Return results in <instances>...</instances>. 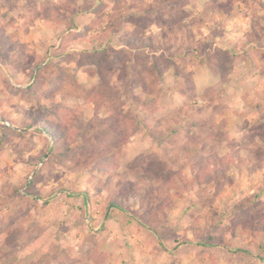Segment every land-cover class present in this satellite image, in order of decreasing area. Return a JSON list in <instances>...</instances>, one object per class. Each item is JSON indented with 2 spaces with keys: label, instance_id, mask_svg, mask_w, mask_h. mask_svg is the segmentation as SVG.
<instances>
[{
  "label": "rangeland",
  "instance_id": "374dc122",
  "mask_svg": "<svg viewBox=\"0 0 264 264\" xmlns=\"http://www.w3.org/2000/svg\"><path fill=\"white\" fill-rule=\"evenodd\" d=\"M0 264H264V0H0Z\"/></svg>",
  "mask_w": 264,
  "mask_h": 264
},
{
  "label": "trees",
  "instance_id": "16d2710c",
  "mask_svg": "<svg viewBox=\"0 0 264 264\" xmlns=\"http://www.w3.org/2000/svg\"><path fill=\"white\" fill-rule=\"evenodd\" d=\"M145 19H146V17H144ZM76 27H78L77 25H76ZM129 42V41H128ZM135 42V41H134ZM133 42V43H134ZM131 43H132V41H131ZM128 45H129V43H128ZM141 45V47H143V48H147V46H149V45H145V44H140ZM92 103H94V102H86V105H88V106H90ZM129 189H130V187H128ZM127 188V191L129 190ZM129 192V191H128ZM127 197H123V198H121L119 201H113V205L117 208V209H120V210H122V211H124V212H126V213H129L128 211V207L127 206H125V205H123V203H124V200L126 199ZM137 218H140V217H138V216H136Z\"/></svg>",
  "mask_w": 264,
  "mask_h": 264
}]
</instances>
